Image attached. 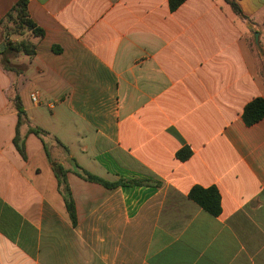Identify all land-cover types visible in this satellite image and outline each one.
Returning a JSON list of instances; mask_svg holds the SVG:
<instances>
[{
	"label": "crops",
	"instance_id": "1",
	"mask_svg": "<svg viewBox=\"0 0 264 264\" xmlns=\"http://www.w3.org/2000/svg\"><path fill=\"white\" fill-rule=\"evenodd\" d=\"M235 2L27 0L32 57L0 27V264H264V0Z\"/></svg>",
	"mask_w": 264,
	"mask_h": 264
},
{
	"label": "trees",
	"instance_id": "2",
	"mask_svg": "<svg viewBox=\"0 0 264 264\" xmlns=\"http://www.w3.org/2000/svg\"><path fill=\"white\" fill-rule=\"evenodd\" d=\"M170 10L174 11L177 9L185 0H167ZM231 8L237 14L240 13V10L235 2V0H225ZM6 22L11 23L17 28L26 29L27 32L30 33V37H42L43 31L38 28L30 19L29 14L27 12V0H18L12 8L8 11L5 18L0 21V27L2 29V25ZM3 30V29H2ZM16 33V32H14ZM5 49L2 54H8L9 57H17L20 54L26 55L28 57H32L34 55V45L29 40H21L20 42H8L4 41ZM8 59H3V65L6 69L11 70L8 67ZM15 105L18 109L19 113H22L21 106L15 98ZM264 117V100L261 98L254 99L250 103H248L242 113V120L246 126H251L261 120ZM22 151V150H20ZM22 153V152H21ZM188 157V152L184 153L180 156V158L185 159ZM56 177L58 179V183L63 186L62 195L66 207V211L69 215L70 221L74 225L75 223V214H74V206L69 193L68 188L64 185V174L63 171L59 168L54 170ZM79 176L83 179L90 182H101L95 176L85 172L84 170H80ZM106 186L112 187L114 184H110ZM189 199L200 206L205 212L212 216H218L220 213V197L215 188H193L188 195Z\"/></svg>",
	"mask_w": 264,
	"mask_h": 264
},
{
	"label": "rangeland",
	"instance_id": "3",
	"mask_svg": "<svg viewBox=\"0 0 264 264\" xmlns=\"http://www.w3.org/2000/svg\"><path fill=\"white\" fill-rule=\"evenodd\" d=\"M2 29L5 32L6 35V41L8 42H20L21 40H29L30 39V33L27 32L26 29H20L17 30L15 26L11 23H8L5 21V23L2 25ZM16 32V33H14ZM5 40V39H4Z\"/></svg>",
	"mask_w": 264,
	"mask_h": 264
},
{
	"label": "built area",
	"instance_id": "4",
	"mask_svg": "<svg viewBox=\"0 0 264 264\" xmlns=\"http://www.w3.org/2000/svg\"><path fill=\"white\" fill-rule=\"evenodd\" d=\"M31 100H32L33 102H36V93H32V94H31Z\"/></svg>",
	"mask_w": 264,
	"mask_h": 264
}]
</instances>
